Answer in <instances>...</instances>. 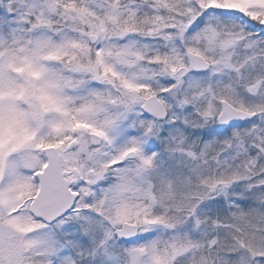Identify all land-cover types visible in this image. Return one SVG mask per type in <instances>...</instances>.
<instances>
[{"label":"snow or ice","instance_id":"6c2138e0","mask_svg":"<svg viewBox=\"0 0 264 264\" xmlns=\"http://www.w3.org/2000/svg\"><path fill=\"white\" fill-rule=\"evenodd\" d=\"M0 264H264V0H0Z\"/></svg>","mask_w":264,"mask_h":264}]
</instances>
